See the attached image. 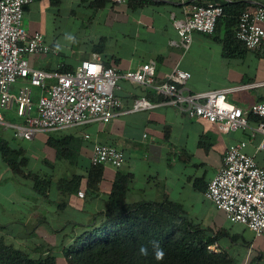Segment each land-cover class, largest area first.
I'll return each instance as SVG.
<instances>
[{"label":"crops","instance_id":"1","mask_svg":"<svg viewBox=\"0 0 264 264\" xmlns=\"http://www.w3.org/2000/svg\"><path fill=\"white\" fill-rule=\"evenodd\" d=\"M37 1L52 5L49 0H34L25 8L26 18ZM83 1L92 10V15H98L102 30L98 35L90 36L80 51L79 61L69 64L61 59L60 52L58 56L49 55L44 62L34 55L29 59L32 67L46 70L64 66L77 68L82 61L99 55L105 66L120 73L135 70L145 62H154L156 78L162 81L167 73L179 66L192 75L186 86L190 92L234 89L227 95L228 100L248 114L251 127L245 132L224 135L213 123L190 119L172 106L160 105L151 110L121 115L106 124L92 123L63 131L76 130L66 135L82 140V165L91 164L93 145L101 143L116 146L124 152L123 167H104L100 189L90 196L86 194L87 173L83 168L56 157L45 158L42 163L49 170L37 172L51 177L49 199H44L34 191L35 180L28 178L26 171L24 176L14 175L0 155V190L4 193V197L0 195V215L5 220L11 214H18L16 229L25 230V225L31 221L37 222L36 225H50L61 244L69 223L88 224L93 215L105 209L115 179L121 172L132 178L127 193L129 203L168 198L183 207L194 225L211 237H218L210 247L214 253L226 252L234 264H264V233L256 236L246 226L231 223L205 196L208 183L221 168L224 155L233 143L246 142V153L254 156L257 164L264 168V148H260L262 135L254 130L258 119L249 114L254 104L264 102V42L256 50L246 49L243 57H226L222 42L216 40L217 37L223 40L224 31L213 35L194 32L192 46L184 51L172 24L173 17L182 18L192 4L244 1L248 3V10L264 5V0H152L143 7L136 6V2L131 4L130 0L121 4L108 0L99 9L91 8L94 0ZM29 25L26 23L28 30L35 32ZM101 43L104 44L102 51L96 52L95 47ZM237 67L242 70L240 75L234 72ZM212 72H218L215 75L220 77L219 81ZM202 79L205 82L202 83ZM21 85L19 83L16 87ZM120 85L117 95L123 101L124 109L131 107L141 96L153 103L161 101L153 90L133 86L125 80ZM86 135L90 139H86ZM61 167H64L63 172ZM75 174L84 176L79 190L85 193L83 199L78 193L63 194L57 189L62 177Z\"/></svg>","mask_w":264,"mask_h":264},{"label":"built area","instance_id":"2","mask_svg":"<svg viewBox=\"0 0 264 264\" xmlns=\"http://www.w3.org/2000/svg\"><path fill=\"white\" fill-rule=\"evenodd\" d=\"M33 1L0 0V127L13 131L15 137L31 140L39 134L92 123L106 124L121 115L160 105L172 106L190 119L213 123L224 135L250 129L248 114L228 100L227 95L234 89L190 92L186 86L192 75L179 66L162 81L156 78L154 62L120 73L105 66L99 55L82 61L75 70L66 73L59 71L61 67L53 70L32 67L31 56L59 55L42 33L30 32L26 26L25 8ZM112 1L121 4L126 0ZM223 15L222 4L208 3L192 4L182 18L173 17L172 24L184 51L192 46L194 32L213 35ZM234 31L246 49H258L264 42V5L246 10ZM122 80L155 91L161 101L153 103L141 96L124 109L117 95ZM19 83L22 85L16 87ZM33 88L39 89L37 96ZM4 113L14 114L21 123L7 121ZM249 114L258 119L254 130L262 135L260 148H264V102L254 104ZM85 138L90 139V136ZM246 147V142L228 147L221 168L207 185L205 196L231 223L242 224L261 236L264 233V168L257 164L254 156L246 153ZM124 163L125 154L116 146L93 145V166L120 169ZM78 196L83 199L85 193L80 191Z\"/></svg>","mask_w":264,"mask_h":264},{"label":"trees","instance_id":"3","mask_svg":"<svg viewBox=\"0 0 264 264\" xmlns=\"http://www.w3.org/2000/svg\"><path fill=\"white\" fill-rule=\"evenodd\" d=\"M52 5L61 0H49ZM108 0H94L90 6L103 8ZM136 6H146L152 0H130ZM224 15L219 19L216 31H224L222 42L224 55L243 57L247 50L236 38L234 28L241 15L247 10L248 3L234 1L222 4ZM215 34V33H214ZM104 44L95 47L101 52ZM234 53V54H233ZM75 70L68 66L60 68L66 73ZM47 146L55 150L57 160H65L83 168L87 173V192L92 196L98 193L104 177L103 166L82 165V140L72 135L49 137ZM0 155L6 166L16 176H27L36 182L34 191L38 196L49 199L51 177L41 176L29 170L30 160L24 148L0 136ZM83 166V167H82ZM84 176L75 174L62 177L57 189L63 194H77ZM131 175L118 173L105 209L92 216L88 224L69 223L66 236L58 246L56 254H41L34 257L24 249L8 243L0 236V264H234L224 251L214 253L210 247L218 237H211L194 225L181 205L165 198L162 201H141L129 203L127 193ZM158 241L165 255L156 260L151 241ZM148 247L149 254L142 256L139 248Z\"/></svg>","mask_w":264,"mask_h":264},{"label":"rangeland","instance_id":"4","mask_svg":"<svg viewBox=\"0 0 264 264\" xmlns=\"http://www.w3.org/2000/svg\"><path fill=\"white\" fill-rule=\"evenodd\" d=\"M45 3L44 1L35 2V4L31 6L32 8L27 15V18L25 16V23L30 24L29 26L34 30L42 33L48 43L54 45V48H57V45H59L58 51L62 56L61 59L67 60L69 64L74 65L81 58L80 51H82V48L87 44L90 36L94 37V35H98L102 30V27L99 25L100 19L98 15H92V10H89L90 8L85 5L87 3L83 0H61L58 5ZM69 33L75 36V42H70L64 38L65 34ZM35 57H38L41 62H44L45 60H48L50 56L35 55ZM234 72L235 74L240 75L242 70L237 67L234 69ZM216 73L218 72H212V76L219 81L220 77L217 78L215 75ZM216 80L209 79V81L212 82H215ZM203 82H205L204 79H202V83ZM33 90L37 96L39 94V89L33 88ZM4 116L6 120L11 123H21L19 118L14 114L8 115L7 113H4ZM75 131L76 130L68 132L59 131L51 134H39L31 140H24L15 137L13 131L3 130L0 127V134L6 140L26 150L27 156L30 160L29 170L33 173H37L41 170H43V172L49 170L42 161L45 158L54 159L55 157V150L47 146L48 138L61 137L69 132ZM63 171L64 167H61V172ZM0 195L1 197H4L3 190H0ZM10 207H12V204ZM37 215L38 214L35 213V216ZM17 217L18 214H11L4 220L0 215V236L4 237L8 243L24 249L34 257L41 254L48 255L57 253L60 242L59 239L56 238L55 232L51 229L50 225H45L44 223L36 225L37 222L31 221L25 225V230L21 228L16 229L14 227L17 225V221H15L17 220ZM53 224L54 226L56 225L55 221Z\"/></svg>","mask_w":264,"mask_h":264},{"label":"clouds","instance_id":"5","mask_svg":"<svg viewBox=\"0 0 264 264\" xmlns=\"http://www.w3.org/2000/svg\"><path fill=\"white\" fill-rule=\"evenodd\" d=\"M66 40L70 41V42H75V36L73 34H65V37H64ZM57 50H59V45H57ZM151 245H152V249H153V254L155 256V259L156 260H162L164 258V251L163 249L161 248L160 246V243L158 241H151L150 242ZM139 253L142 255V256H147L149 254V251H148V247L147 246H144L142 245L140 248H139Z\"/></svg>","mask_w":264,"mask_h":264}]
</instances>
